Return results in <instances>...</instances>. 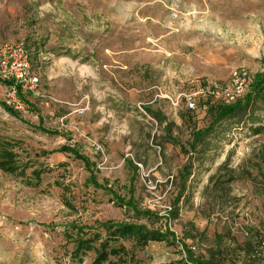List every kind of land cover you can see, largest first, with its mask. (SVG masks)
<instances>
[{
  "label": "rangeland",
  "instance_id": "374dc122",
  "mask_svg": "<svg viewBox=\"0 0 264 264\" xmlns=\"http://www.w3.org/2000/svg\"><path fill=\"white\" fill-rule=\"evenodd\" d=\"M12 43L23 44L38 82L14 97L0 83V138L28 175L43 173L30 188L0 171V264H92L93 252L71 259V223L102 239L107 221L164 231L165 220L116 201L130 196L138 211L168 219L195 258L264 264V138L248 131L264 122L260 102L191 148L213 108L242 100L264 70V0H0V48ZM240 71L251 83L232 103L208 94ZM64 145L89 170L56 152ZM119 243L134 256L127 264H186L170 238Z\"/></svg>",
  "mask_w": 264,
  "mask_h": 264
},
{
  "label": "trees",
  "instance_id": "16d2710c",
  "mask_svg": "<svg viewBox=\"0 0 264 264\" xmlns=\"http://www.w3.org/2000/svg\"><path fill=\"white\" fill-rule=\"evenodd\" d=\"M0 83L7 86L11 85L10 81L0 80ZM257 100L260 102L259 109L264 112V70L262 73H258L254 76L253 84L251 85L249 92L242 100L235 101L230 105H221L213 108V122L206 130H198L193 134V143L191 144V148H193L195 144L199 143L204 136L209 134L215 123L226 118L234 117L240 112L249 111L250 115L253 111V104H255ZM1 107L6 114L17 119L15 111L6 107L4 104H2ZM34 128L50 136L60 134L57 131L45 130L41 125ZM248 131L252 136H262L264 138V122L262 120L252 119V122L248 127ZM171 142L175 144L174 141ZM14 148V144L11 141L0 138V171L16 178H20L26 187H38L40 185V177L43 172L41 170H32L28 175V164L19 161L18 154ZM56 152L72 155L75 159L83 162L85 167L89 170L90 163L88 159L82 155L75 146L64 145ZM187 176L188 169L187 167H184L180 178L183 181ZM182 188L183 187L181 186L180 190H182ZM116 201L121 207L130 208L138 216L145 218L153 217L155 220H165L164 231L148 229L143 225L132 223H115L107 221L99 223L97 226V228L102 229L106 233V237L102 239L100 233L97 231L91 234V231L93 230L92 227L71 223L67 226L65 234L73 245V250L71 252V259L73 261L82 263L86 253L93 252L94 258L92 260V264L132 263L135 261L134 256L129 253L123 244L119 243L118 245H113V243L118 241H131L133 246L143 248L151 242H164L170 238L172 243L177 242L181 246L183 252L185 253V259L183 261L186 264H213L211 261H203L202 259L195 258L192 253L186 250L185 246L177 240L175 234L167 227L168 219L152 215L150 211H138L133 205V199L131 196L127 201L116 197ZM177 201L178 197L175 199V203ZM169 216L170 213L167 215V218H169Z\"/></svg>",
  "mask_w": 264,
  "mask_h": 264
},
{
  "label": "built area",
  "instance_id": "2783aa9c",
  "mask_svg": "<svg viewBox=\"0 0 264 264\" xmlns=\"http://www.w3.org/2000/svg\"><path fill=\"white\" fill-rule=\"evenodd\" d=\"M0 79L11 82L9 90L12 97L25 90H33L37 84V78L30 73L28 54L22 43H12L0 48ZM250 83L251 78L247 77L246 72H234L230 76V86L221 90L212 85L208 94L220 99L222 104H230L233 102V95L241 94ZM186 105L188 108L195 107L192 96L186 97ZM15 108H19V104Z\"/></svg>",
  "mask_w": 264,
  "mask_h": 264
}]
</instances>
